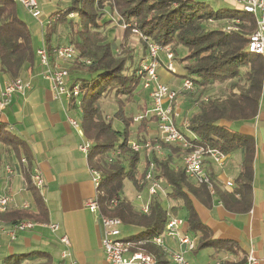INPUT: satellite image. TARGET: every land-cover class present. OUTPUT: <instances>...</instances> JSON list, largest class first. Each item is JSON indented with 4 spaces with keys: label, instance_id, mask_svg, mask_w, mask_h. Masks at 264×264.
<instances>
[{
    "label": "trees",
    "instance_id": "obj_1",
    "mask_svg": "<svg viewBox=\"0 0 264 264\" xmlns=\"http://www.w3.org/2000/svg\"><path fill=\"white\" fill-rule=\"evenodd\" d=\"M16 3L0 1V84L1 77L14 80L22 71L40 65L35 52L38 46H33L31 30L19 16ZM106 12L116 15L119 23L127 24L117 43L102 30L110 21L99 23ZM219 20H227L233 27H209V22ZM61 27L66 43L72 44L76 51L74 59L65 66L70 84L78 85L79 94L70 98L68 105L79 109V125L84 139L90 142L87 164L101 172L96 189L100 212L120 218L122 227L133 229L134 232L124 237L153 255L155 264H170L162 249L152 242V238L163 231L167 220L168 209L160 195H152L148 212L142 213L122 192L126 178L137 190H142L144 185L139 179L152 163L153 175L169 186L168 196L182 200V205L172 206L170 210L175 213L181 208L185 212L187 231L197 236L193 251L213 247L216 252L236 254V243L214 237L195 211L190 195L206 206L211 195L205 184L191 182L182 165L176 162L175 156L183 154L181 149L163 143L162 156L151 154L148 158L142 154L141 158L142 150L133 151L130 147L132 137L144 141L147 125L157 124V117L148 112L150 100L139 105L141 110L136 115L126 112L128 104L136 102V95L145 89L138 69L140 59L147 53L146 42L139 36L143 47L142 54L137 56L130 37L131 28L135 27L147 38L162 46L168 45L174 58L177 48L185 47L186 53L179 60L184 69L181 76L194 83L193 91L186 92L194 110L185 114L186 131L176 126L193 146L216 147L225 154L242 150L240 169L234 179L236 187L232 190L220 189L215 184L213 187L226 209L244 212L251 205L255 141L252 135L238 131L236 126L251 122L257 116L264 89V58L246 49L249 35L255 29L252 14L237 8L214 10L203 0H69L54 8L46 21L42 37L49 53L61 42ZM215 84L220 85L216 88ZM146 90L149 95V89ZM106 98L115 104L111 114L101 106V100ZM136 116L139 117L134 119ZM115 121H119L120 126L115 127ZM0 147L14 151L20 158L22 155L28 158V148L3 120H0ZM113 151L119 153L110 159ZM142 161L145 165L139 171ZM26 165L29 170V161ZM28 170L26 188L32 194L37 211L8 206L0 211V223L46 220V208ZM22 259L21 255L11 253L2 257V264H21ZM245 263L246 256L242 255L237 259H220L219 264Z\"/></svg>",
    "mask_w": 264,
    "mask_h": 264
},
{
    "label": "crops",
    "instance_id": "obj_2",
    "mask_svg": "<svg viewBox=\"0 0 264 264\" xmlns=\"http://www.w3.org/2000/svg\"><path fill=\"white\" fill-rule=\"evenodd\" d=\"M222 1L233 6L219 8L240 9L234 0ZM159 61L157 73L160 80L170 88L178 90L183 77L178 80L175 75L182 74L166 69L165 56L160 57ZM180 67L183 68L181 63ZM42 71L41 65L22 71L19 77L29 80L30 88L23 95L14 94L3 110L2 120L12 133L22 139L29 155L28 158L24 156L25 162L21 161L24 157L19 156L16 161H12L6 157L10 152L0 147V194L12 196L13 202L9 207H22L26 203V208L37 211L33 199L27 201L25 197V194H31L26 188L25 179L27 166L29 167L26 163L29 161L30 176L37 171L44 181L40 195L46 208V220L33 222V226L18 230L14 239L4 233L3 229L10 228L15 223H0V264L2 257L11 253L23 257L21 264H68V258L60 256V251L64 248L59 240L62 234L67 235L77 264H109L101 247L102 226L98 213L84 207V201L94 194L95 188L87 157L78 149L84 139L82 130L79 132L68 121V118H73L79 122V109L69 108L65 98H53L51 82L44 78ZM1 78L2 83L7 80L6 77ZM181 95L179 91L177 100ZM182 96L184 99V95ZM182 104L179 103L180 110ZM185 104L187 107L186 102ZM193 110L194 106L190 104L187 113ZM186 123L187 120L184 122L185 126ZM185 126L181 128L182 131H186ZM236 128L242 133L252 135L255 141L250 208L244 212H232L223 206L215 191L210 193L211 200L207 206L190 195L200 220L211 229L213 236L232 240L238 246L236 254L231 251L216 252L213 249L208 264H214L224 258L237 259L242 255L246 256L250 249L260 260L258 264H264V89L257 116L251 122L241 123ZM156 130L155 124L147 125L146 137L150 138ZM148 154L147 152L146 156L149 158ZM175 159L182 164V156H175ZM241 159V149L226 154V161L221 167L206 159V170L213 180V185L224 190L236 187L234 179L239 172ZM7 166L11 172L6 170ZM227 180L233 182L230 188L225 187ZM143 190L138 191L142 193ZM143 195L146 196L147 192ZM160 197L170 203L168 206L164 205L170 212L172 206L182 205L181 199H172L169 196L164 198L162 195ZM131 203L135 207L132 201ZM173 214L185 220L187 230L185 212L178 208ZM50 223L58 224L57 231L50 230ZM167 241L174 244L171 239ZM2 249L6 253L1 254ZM193 252L195 251L186 254L187 259Z\"/></svg>",
    "mask_w": 264,
    "mask_h": 264
},
{
    "label": "built area",
    "instance_id": "obj_3",
    "mask_svg": "<svg viewBox=\"0 0 264 264\" xmlns=\"http://www.w3.org/2000/svg\"><path fill=\"white\" fill-rule=\"evenodd\" d=\"M1 1V0H0ZM25 7L33 17L40 15L38 0H11ZM240 7V10L252 14L255 20V29L250 33L247 41V51L250 53L261 54L264 58V0H234ZM238 22V20H234ZM121 26H127L121 21ZM233 26L229 23L224 28L231 29ZM133 33L140 35L146 42L147 53L139 62L138 73L143 76V87L149 89L150 108L149 113L157 117V138L154 143L152 140L146 139L144 142L137 140L130 141V147L133 151H141L147 149L148 153L155 151L160 155L164 154L162 144L178 146L182 154V167L187 178L196 185L205 184L211 194L214 193L213 180L208 174L205 166V160H210L216 166H223L226 161V154L216 147L209 146H193L186 136L178 129L175 123V117L178 113L175 111L174 100L178 96L179 91H192L194 89L193 81L188 77H183L178 90L170 88L162 82L158 76L157 68L160 65L158 54L162 52L166 59V69L172 73L176 72L174 66V53L167 46L147 38L141 34L135 27L131 28ZM40 65L43 67L42 74L44 78L51 82L52 95L55 99L65 98L70 100L77 97L79 87L77 84H70V75L66 63L72 61L76 51L70 43H60L54 45L51 53L48 52L43 38L40 45L35 50ZM89 63V60L85 61ZM30 88V81L17 77L14 80H6L0 86V120H2L3 110L11 101L14 94H25ZM136 116L134 119H137ZM70 124L79 132L81 128L79 122L73 118H68ZM90 148V142L82 139L78 145V149L87 156ZM186 151V152H185ZM119 151L110 153V159L115 157ZM25 162V157L21 159ZM6 170L11 172L9 166ZM90 176L95 188V192L91 197L84 201V207L91 212L98 213V219L102 226L101 247L105 258L109 264H155L153 255L141 249L138 245L125 238L122 235V222L118 217H109L100 212L99 202L96 189L101 181V172L90 167ZM160 179L153 175V164L144 170L139 179V183L144 185L147 196L141 192L136 194L135 208L142 213L148 212V205L152 195L164 192L160 184ZM31 182L35 187L41 188L44 184L40 173L35 171L31 175ZM233 186L231 180L225 182V187ZM165 194V193H164ZM167 194V193H166ZM13 202L12 196L8 194H0V211L6 209ZM113 204L115 201H112ZM22 207H27L24 203ZM167 220L163 231L152 238V242L160 247L165 256L172 264H189L186 254L192 252L197 245V238L188 233L185 228V220L167 211ZM32 221H19L12 227L3 229L11 239L15 238L18 230H22L33 226ZM48 227L52 232L57 231L58 224L50 223ZM167 239H171L174 244L168 243ZM64 248L60 251L61 258H68V264H77L70 250V242L66 234L59 237ZM259 259L250 249L246 255L247 264H258ZM220 260L214 262L219 264Z\"/></svg>",
    "mask_w": 264,
    "mask_h": 264
},
{
    "label": "rangeland",
    "instance_id": "obj_4",
    "mask_svg": "<svg viewBox=\"0 0 264 264\" xmlns=\"http://www.w3.org/2000/svg\"><path fill=\"white\" fill-rule=\"evenodd\" d=\"M69 0H38V4H39V8H40V15L37 17H33L31 15V13L25 8L23 7L21 4L16 3V9L17 12L19 14V16L27 23V25L29 26L30 30H31V41L33 46H39V44L42 41V34H43V30L45 28L46 25V21L48 20V16L50 14V12L56 8L57 6H63L65 5ZM204 3L210 7L213 8L214 10H216L217 8H219V6H233L232 4H227L225 2H223L222 0H203ZM71 17H75L74 14L70 15ZM109 20L110 22L102 28L103 32L106 33V35L108 36L109 39L114 40L116 43L119 42L122 38V31H123V27L121 26V24L118 21V18L116 15L114 14H110L108 12H106L102 18L99 20V23H102L104 21ZM210 26L209 27H217V26H222L225 27L226 25H228L230 22H227V20H222V21H216V22H209ZM60 39L59 42L60 43H66V39H65V34H64V30L61 27L60 30ZM133 33V32H132ZM135 33H133V35L130 37V42L131 44L135 47V53L137 56L140 57V55L142 54V42L139 39L140 35H134ZM186 53V49L184 46H179L177 48V56L176 59H174V66L176 71H178L179 74H183L184 69L182 67H180V63L179 60L185 55ZM145 56V55H144ZM143 56V57H144ZM159 58L163 57L164 58V54L162 52H160L158 54ZM142 57V58H143ZM142 58L140 59V61L142 60ZM139 61V62H140ZM175 77L180 80L182 78L181 75H175ZM2 84V82H1ZM0 84V86H1ZM181 84V83H180ZM218 84H215L214 87H217ZM144 88V87H143ZM193 91V90H192ZM191 92V91H190ZM181 94L184 95V99L183 96L182 97V101H180L181 97L177 100V98H175L174 100V106H175V111L178 113V115L175 117V123L177 124L178 127L182 128L185 126L184 122L186 121L185 119V114H187L188 109L190 108V100H188V98L186 97V92L181 91ZM136 97L138 98V100L134 103H129L128 107H127V113L132 112L134 115H136L138 112H140V108L139 105H141L142 103H149L150 97L148 95V91L146 89H142L139 92V95H136ZM181 102L182 104V108L181 110L179 109V103ZM187 103V107L186 104ZM177 105H178V109H177ZM101 106L106 110V113L111 114L112 111L114 110L115 104L112 102V99H102L101 100ZM141 107V106H140ZM186 107V110H185ZM178 111H177V110ZM182 113V114H181ZM120 122L119 121H115L114 122V126L116 127L117 125L120 126ZM157 131V130H156ZM157 132L152 133L150 138L146 137V139H150L152 140V143L155 141V138H157ZM143 138V137H142ZM133 140H139V137H132ZM144 140V141H145ZM142 141V142H144ZM147 149L142 150V153H140L141 158L143 157L142 154H146L147 153ZM10 154L6 157H8V159H11L12 161H16V158L18 157L17 155H15V152L10 150L9 151ZM141 152V151H140ZM149 152V151H148ZM151 154H155L157 156H162L159 153L155 152V151H151L149 153ZM148 154V156H149ZM22 157H24V155H22ZM144 161H142L139 165V171L143 168L144 166ZM161 187L163 188L164 192H159V195H162L164 198H168V194L167 191H169V186L166 185V183H164L163 181H160ZM36 191L37 193L41 194L42 193V187L41 188H37L36 187ZM122 192L123 194L130 199L133 203H135V198H136V194L139 192L132 184V182L129 179H125L123 182V188H122ZM142 193H146V189H144L142 191ZM165 193V194H164ZM147 196V195H146ZM26 200H31V194H25ZM162 203L163 205H169L170 203H168V201L162 199ZM122 230V235H126L129 233L134 232L133 229H126L124 227L121 228ZM213 247H206L200 250H197L195 252H193L191 254V256L188 259L189 264H208L211 261V254L210 252L213 251ZM6 253L4 249L1 250V254Z\"/></svg>",
    "mask_w": 264,
    "mask_h": 264
}]
</instances>
